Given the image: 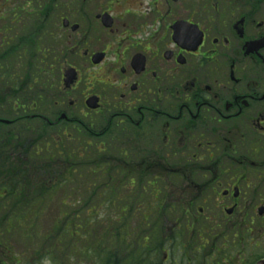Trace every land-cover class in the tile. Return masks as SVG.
Segmentation results:
<instances>
[{
  "label": "flooded vegetation",
  "instance_id": "flooded-vegetation-1",
  "mask_svg": "<svg viewBox=\"0 0 264 264\" xmlns=\"http://www.w3.org/2000/svg\"><path fill=\"white\" fill-rule=\"evenodd\" d=\"M0 106L156 188L161 264H264V0H0Z\"/></svg>",
  "mask_w": 264,
  "mask_h": 264
},
{
  "label": "trees",
  "instance_id": "trees-1",
  "mask_svg": "<svg viewBox=\"0 0 264 264\" xmlns=\"http://www.w3.org/2000/svg\"><path fill=\"white\" fill-rule=\"evenodd\" d=\"M103 142L87 128L38 116L0 125V264H67L75 249L84 251L78 244L95 264H161L170 244L157 192H135L121 173L107 174ZM59 199L58 225L43 228ZM106 203L113 208L101 209Z\"/></svg>",
  "mask_w": 264,
  "mask_h": 264
},
{
  "label": "rangeland",
  "instance_id": "rangeland-1",
  "mask_svg": "<svg viewBox=\"0 0 264 264\" xmlns=\"http://www.w3.org/2000/svg\"><path fill=\"white\" fill-rule=\"evenodd\" d=\"M78 114V115H77ZM77 116L80 115V117L82 116L79 112L76 113ZM102 118L103 116L101 114H91L90 116L88 115L87 119L92 121L96 126H99L101 125V122H102ZM84 137H82L83 139ZM64 197H63V194L60 196V199L62 200ZM81 198L83 199H86V195H82ZM59 199V202L57 203V207H56V212H55V216L52 218V214H50L49 218H46L44 221L41 222V224L43 225V228H48L50 227V224L46 227L45 226V221L47 222H51V227H53V225H58V221H60V216L58 215L57 216V213H60L58 212L60 209H59V205H60V200ZM102 211V210H101ZM103 212V211H102ZM54 213V212H53ZM108 218V217H107ZM77 248H80L81 250H84L83 252L81 253H78L77 254V251L75 249V251L72 253V261L68 262L67 264H95V261L92 259V258H87L85 257L86 253L88 252L87 248H86V245L83 246L82 244H78V245H75ZM117 248H114V252L117 253ZM96 257V256H95Z\"/></svg>",
  "mask_w": 264,
  "mask_h": 264
},
{
  "label": "water",
  "instance_id": "water-1",
  "mask_svg": "<svg viewBox=\"0 0 264 264\" xmlns=\"http://www.w3.org/2000/svg\"><path fill=\"white\" fill-rule=\"evenodd\" d=\"M65 75L67 77V79H66L67 87H70L71 84L73 83L74 79H75L74 73L72 71H67ZM96 102H97V99H95V98L90 99V101H89L90 107L91 108H97ZM6 123H8V122H6Z\"/></svg>",
  "mask_w": 264,
  "mask_h": 264
}]
</instances>
